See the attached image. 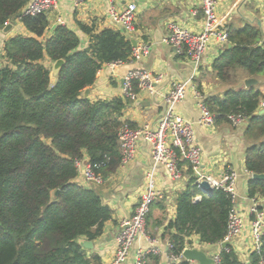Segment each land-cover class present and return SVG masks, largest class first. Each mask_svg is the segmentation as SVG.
<instances>
[{"label": "trees", "instance_id": "1", "mask_svg": "<svg viewBox=\"0 0 264 264\" xmlns=\"http://www.w3.org/2000/svg\"><path fill=\"white\" fill-rule=\"evenodd\" d=\"M24 5V0H0V29L12 23ZM22 21L35 36L7 39L5 65H0V264H102L100 255H87L80 238L100 237L113 210L98 190L75 181L76 160L86 156L100 165L96 171L104 179L117 171L122 160L120 128L126 122L133 125L121 119L131 97L91 101L83 92L95 84L104 66L129 61L134 45L124 32L105 29L92 35L87 48L79 49L78 34L64 25L43 38L49 24L45 14ZM227 28L228 46L212 65L216 77L230 82L239 68L250 76L264 74V32L259 23ZM47 58L65 60L54 84L43 63ZM133 92H140L137 81ZM262 96L250 86L231 87L222 97L205 99L215 122H230L231 114L247 118L245 137L251 142L245 166L252 174L264 173ZM183 164L188 168L187 185L176 195V217L163 235L169 236V253L176 256L192 244V235L207 244L223 242L235 206L233 196L223 189L211 195L202 191L191 167ZM248 192L250 198L264 197V180L251 178ZM148 219L150 213L147 223ZM220 257V264H264V237L261 250L252 252L249 261L232 245L223 248ZM151 258V264L159 263L158 256Z\"/></svg>", "mask_w": 264, "mask_h": 264}, {"label": "crops", "instance_id": "2", "mask_svg": "<svg viewBox=\"0 0 264 264\" xmlns=\"http://www.w3.org/2000/svg\"><path fill=\"white\" fill-rule=\"evenodd\" d=\"M244 1L246 0H233L232 2L218 0V12L221 16L230 12L228 24L236 27L244 26L247 21L260 22L261 25H259L264 32V22L261 21L260 17L256 13H249L245 9H241L245 22L236 25V22L233 21L232 14L236 9L242 7ZM130 2L138 4L135 30L133 32L123 31L113 21L109 14L108 0H87L80 6H76L72 0H59L57 8L46 14L49 24L43 38L51 37L58 26L64 25L78 34L80 38L79 49L87 48L91 44L92 35H96L105 29L124 32L132 42L135 40L136 44L141 41L149 43L151 45L150 53L140 60L123 62L116 66H104L99 71L95 84L88 87L91 91L87 97L91 101H97L124 96V77L131 69L141 68L152 73H162L163 80L154 85L157 91L156 94L152 95L140 89V92L131 98L121 115V119L132 123L133 127H139L147 123L154 126L163 114L165 107L164 94L169 91L172 83L179 80L191 81L193 85L189 86L185 98L178 104V111L193 125L196 138L202 148L205 170L218 178L222 177L229 168H233L239 173L236 183L237 198L235 206L243 213L245 218H250L253 201L249 197L248 184L252 174L247 172L245 166V152L251 142L245 137L248 122L245 121L237 126L227 121L215 122L211 127L202 125L200 121L203 113L199 106V100L194 95L193 87L198 88L205 99L212 96L222 97L231 87L247 88L246 79L254 77L258 82L252 86L263 93L260 111L264 109L262 105L264 103V74L250 76L245 70L240 72L241 69L239 68L235 72L239 71V75H242L240 79H235L232 83L222 82L216 77L212 65L228 44L221 45L213 41L208 46L199 65L189 57L178 53L174 46L161 42V39L167 34L166 25L171 21H177L193 32L199 33L203 30L204 15L198 0H116L117 8L123 10ZM21 13L22 9L19 11L20 15ZM18 17L13 20V27L8 33L3 31L4 28L0 29V65L5 62L3 47L7 39L15 36H35ZM83 28H88L89 31ZM262 41L264 43V36ZM47 60L52 63L53 70L50 68L51 83L54 84L59 71L54 70L53 61L49 58ZM182 167L184 173L182 180L173 181L163 165L154 163L151 146L144 141H140L133 161L125 166L120 165L116 172L104 179L103 184L87 185L82 175L79 174L75 181L98 190L104 203L113 210V217L105 223L103 234L100 237L95 240L87 237L80 238L87 255H100L102 264L112 262L116 253L121 221L133 213L140 192L146 186L145 173L147 170L154 168L157 183L164 190V197L157 200L152 206L146 233L158 240L156 245L162 250L161 254L156 255L159 257L158 264H180L187 261L183 258L178 262L171 260L168 247L171 241L167 234L163 237L166 225L176 217V195L179 191L185 189L187 185L188 168L186 164H183ZM256 199L260 209L264 211V197L257 195ZM250 234L248 224L244 234L231 243L244 261H249L251 255L252 240ZM188 240L192 244L189 243L186 248L204 249L207 255L211 257L219 254L223 249L222 243L207 244L201 242L199 235H192ZM89 241L92 242L88 244L91 247H86L84 244ZM150 246L152 244L147 237L140 235L136 238L129 256L123 264H135L138 252L140 250L144 251ZM151 255L155 256V254ZM151 255L148 256V264L152 262ZM189 264L199 263L189 261Z\"/></svg>", "mask_w": 264, "mask_h": 264}, {"label": "built area", "instance_id": "3", "mask_svg": "<svg viewBox=\"0 0 264 264\" xmlns=\"http://www.w3.org/2000/svg\"><path fill=\"white\" fill-rule=\"evenodd\" d=\"M25 5L22 13L18 17L22 20L25 16H39L47 14L57 8L59 0H24ZM76 6H80L87 0H72ZM109 1V14L113 21L125 32L135 30V21L138 12V4L130 2L123 10L117 8L116 0ZM204 15V27L199 33L185 28L177 21L169 22L167 34L161 39L162 43L174 46L177 52L189 57L200 65L208 46L216 41L221 45L228 44V18L230 12L221 16L218 12V0H198ZM196 12V11H195ZM11 22H6L5 26ZM13 23V22H12ZM151 45L141 41L134 45L132 55L129 61L140 60L150 53ZM123 62L109 63L106 66H116ZM163 80L162 73H152L148 70L135 68L127 72L124 77V93L128 97H135L133 92V83L138 82L142 91L155 95V84ZM193 85L189 80H179L172 83L171 88L164 94V111L156 125L143 124L139 127H133L128 122L124 123L119 131V142L122 151L121 166H125L133 161L137 146L140 141H144L151 146L154 163L165 167L173 181H181L184 173L181 162H186L192 169V176L195 183L207 180L214 189H223L233 196L236 201V183L239 173L229 168L222 177H214L209 174L203 163L202 148L196 138L192 123L181 115L178 111V104L185 98L189 86ZM194 95L199 100V106L203 116L201 124L211 127L215 124V115L205 102L203 93L194 88ZM264 107V103L262 104ZM230 122L237 126L247 121V118L241 114L229 115ZM79 174L82 175L87 185H101L104 183L103 176L96 171L100 165L92 164L88 157L78 158L76 160ZM248 172V171H247ZM145 188L140 192L139 199L133 213L122 219L121 230L117 237V246L115 257L109 264H123L129 256L130 250L140 235H145L152 246L146 250H140L136 257L135 264H148V256L151 254H161V248L156 245L158 240L147 235V218L152 205L164 197V190L158 185L155 169L147 170L145 173ZM249 174H252L249 172ZM200 188V186H199ZM197 196L196 199H200ZM253 205L250 209V218H245L243 213L233 206L229 213L228 231L224 242L231 243L240 238L250 226L252 250L260 251L264 237V211L260 209L256 197L251 198ZM228 245V246H229ZM169 243V249L171 248ZM233 246V245H232ZM227 247V246H225ZM223 246V248H225ZM234 248V247H233ZM235 249V248H234ZM237 252V251H236ZM238 253V252H237ZM170 259L178 262L184 259L183 253L180 256L169 255ZM215 264L221 263L220 253L213 255Z\"/></svg>", "mask_w": 264, "mask_h": 264}, {"label": "water", "instance_id": "4", "mask_svg": "<svg viewBox=\"0 0 264 264\" xmlns=\"http://www.w3.org/2000/svg\"><path fill=\"white\" fill-rule=\"evenodd\" d=\"M261 25V23H259ZM13 27V24L10 23L7 26H5V28L3 29V31L5 33H8ZM134 45H136V41L133 40L132 42ZM229 47H231V45H229ZM65 64V60L64 59H59L57 61L54 62V70L60 71V69L62 68V66ZM258 82V80L254 77L248 78L246 79L245 83H246V87H250L254 84H256ZM91 89L87 88L84 91V97H87L90 94ZM260 115L264 114V109L259 111ZM252 178L253 179H257V180H264V173H253L252 174ZM200 189H202V191H204L206 194L211 195L214 191V188L212 187V185L207 181L204 180L202 182L199 183ZM58 193V191H57ZM91 244L92 242H85V246L86 247H91V245L89 246L88 244ZM230 243L229 242H224L223 246H228ZM183 257L185 260L187 261H197L199 264H215L214 258L211 256H208L206 251L204 249H199L197 247L194 248H186L183 251Z\"/></svg>", "mask_w": 264, "mask_h": 264}, {"label": "rangeland", "instance_id": "5", "mask_svg": "<svg viewBox=\"0 0 264 264\" xmlns=\"http://www.w3.org/2000/svg\"><path fill=\"white\" fill-rule=\"evenodd\" d=\"M233 1V0H229ZM241 9L247 10L249 13H256L258 17H260L261 21L264 22V0H246L242 3V7H239V9H236V11L232 14L233 21L236 22V25L242 24L245 22V17L241 14ZM259 9V10H258ZM231 17V19H232ZM230 19V20H231ZM260 23V22H258ZM47 60V59H46ZM43 60V63L47 65L48 68H52V63L49 62V60ZM5 62H2L1 65H4ZM244 69H241L240 72H243ZM232 81L240 79L242 75H239V71L232 72ZM51 76V75H50ZM232 81H230L232 83Z\"/></svg>", "mask_w": 264, "mask_h": 264}, {"label": "bare ground", "instance_id": "6", "mask_svg": "<svg viewBox=\"0 0 264 264\" xmlns=\"http://www.w3.org/2000/svg\"><path fill=\"white\" fill-rule=\"evenodd\" d=\"M119 139V138H118Z\"/></svg>", "mask_w": 264, "mask_h": 264}]
</instances>
